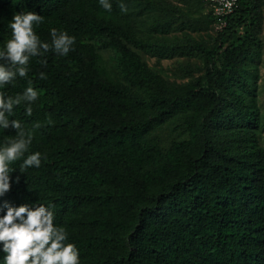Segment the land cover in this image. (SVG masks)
Segmentation results:
<instances>
[{"label":"trees","instance_id":"trees-1","mask_svg":"<svg viewBox=\"0 0 264 264\" xmlns=\"http://www.w3.org/2000/svg\"><path fill=\"white\" fill-rule=\"evenodd\" d=\"M108 2L111 11L99 0H0V49L12 16L28 11L44 18L34 25L42 42L53 28L75 40L66 56L32 57L26 77L0 87L39 94L31 116L24 104L9 116L32 142L10 165L0 204L48 207L80 264H264L254 63L264 0H239L222 28L202 0ZM15 136L0 128V147ZM34 152L40 167L21 171Z\"/></svg>","mask_w":264,"mask_h":264},{"label":"clouds","instance_id":"clouds-1","mask_svg":"<svg viewBox=\"0 0 264 264\" xmlns=\"http://www.w3.org/2000/svg\"><path fill=\"white\" fill-rule=\"evenodd\" d=\"M99 3L105 10L111 11L108 0H99ZM120 9L122 12L128 11L123 3L120 4ZM43 19L32 11L12 16L9 23L11 38L0 49V87L12 83L17 76L26 77L32 57L49 50L66 56L72 49L74 38L55 28L50 30L51 44L40 40L34 31V25H39ZM39 77L47 78L44 73H40ZM38 95L31 86L15 96H5L0 92V128L11 127L16 132L14 138L0 147V197L11 189L10 173L14 170L10 165L25 156L32 142V133L26 132L18 120H10L9 116L15 107L22 104L26 105L25 114L31 116V105L38 99ZM39 126L35 125L37 128ZM40 164L41 154L31 153L23 159L21 171L38 168ZM16 179L18 182L19 177ZM0 207L4 209V214L0 216V252L3 253V264H80L78 249L73 243L66 242V230L54 224V214L48 207L42 204L36 207L26 204L14 207L7 201L0 204Z\"/></svg>","mask_w":264,"mask_h":264},{"label":"rangeland","instance_id":"rangeland-1","mask_svg":"<svg viewBox=\"0 0 264 264\" xmlns=\"http://www.w3.org/2000/svg\"><path fill=\"white\" fill-rule=\"evenodd\" d=\"M176 3H183V0H173ZM184 5V3L182 4ZM206 11V9H205ZM211 32H214L212 29ZM261 38H262V47L260 49V54L256 56L254 63H256L258 69V79H257V86H258V103L260 106L261 111L264 113V22L262 24V31H261ZM105 55L107 56V62L112 63L114 55L110 52H106ZM146 61L151 65L154 66L157 62L156 56H151L150 54L144 55ZM197 62L199 64V60L196 57H191L189 60L190 65H194ZM161 66L163 67V72L165 74H170V69L173 67V59L169 57H164L161 59ZM262 142L264 144V130L262 131Z\"/></svg>","mask_w":264,"mask_h":264},{"label":"built area","instance_id":"built-area-1","mask_svg":"<svg viewBox=\"0 0 264 264\" xmlns=\"http://www.w3.org/2000/svg\"><path fill=\"white\" fill-rule=\"evenodd\" d=\"M211 12L215 24L222 28L227 24L228 16L238 7L239 0H202Z\"/></svg>","mask_w":264,"mask_h":264}]
</instances>
